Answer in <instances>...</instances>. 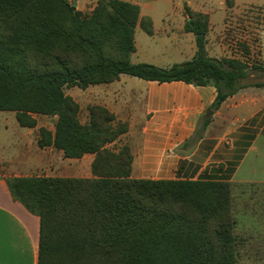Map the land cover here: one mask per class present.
I'll list each match as a JSON object with an SVG mask.
<instances>
[{
	"label": "trees",
	"instance_id": "obj_1",
	"mask_svg": "<svg viewBox=\"0 0 264 264\" xmlns=\"http://www.w3.org/2000/svg\"><path fill=\"white\" fill-rule=\"evenodd\" d=\"M185 12L196 53L159 68L130 62L137 25L153 33L137 5L98 0L83 14L68 0H0V112H13L26 128L37 126L36 116L55 118L53 131L39 128L38 147L68 159L94 155L91 178L5 180L11 198L39 219L37 264H237L231 184L132 179L129 148H109L127 124L114 126V115L99 105L82 122L65 93L127 75L212 86L210 109L217 110L243 87L249 68L237 58L208 57V16Z\"/></svg>",
	"mask_w": 264,
	"mask_h": 264
},
{
	"label": "crops",
	"instance_id": "obj_2",
	"mask_svg": "<svg viewBox=\"0 0 264 264\" xmlns=\"http://www.w3.org/2000/svg\"><path fill=\"white\" fill-rule=\"evenodd\" d=\"M97 1L74 2L86 14ZM122 1L137 5L140 20L148 18L152 23V35L137 25L130 62L159 68L190 61L196 53L194 35L184 30L188 20L185 7L208 16L205 49L208 57L218 60L228 58L222 56L220 43H212L218 36L216 26L222 28L228 10L253 4L264 11V3L256 0H230V7L226 0ZM241 86L217 110L210 109L217 96L212 86L136 77L126 80L124 75L84 90L69 88L66 95L79 105L82 122L88 119V107L99 105L114 115L116 123L127 124V131L111 145L129 148L132 179L228 183L233 196V190L239 188H264V86ZM40 127L38 122L35 128L21 127L13 112L0 119V264H37L39 243L38 217L11 198L5 178L31 177L25 174L48 167L57 174L45 177H92L94 155L68 159L52 147H38ZM11 133L16 134L15 142L8 138ZM13 143L20 148L14 156L7 149ZM5 168L10 171L3 175ZM238 197L231 204L234 233L242 235L237 237L241 250L242 244L248 247L254 239L252 234L264 232V194ZM250 215L253 220L249 221L246 217Z\"/></svg>",
	"mask_w": 264,
	"mask_h": 264
},
{
	"label": "rangeland",
	"instance_id": "obj_3",
	"mask_svg": "<svg viewBox=\"0 0 264 264\" xmlns=\"http://www.w3.org/2000/svg\"><path fill=\"white\" fill-rule=\"evenodd\" d=\"M75 0L68 1L69 3L74 2ZM257 2L264 3V0H256ZM228 7V4L226 3ZM89 14V13H86ZM221 24H218L216 27V32L218 36L213 37L212 43H220L222 47V56L228 58H237L245 62L249 68L248 75L245 79L240 80L242 84H255L261 83L264 85V11L258 5H250L242 7L240 9H229L224 20L222 28H219ZM219 28V29H218ZM154 44V42H153ZM124 79L131 80L134 77L124 75ZM67 90L65 91V93ZM12 112H0V119L5 118L6 115L11 114ZM4 116V117H2ZM84 115L80 116L82 121ZM38 125L45 128L54 127V119L46 117H37ZM116 126V121L112 123ZM9 140L15 142L16 134H9ZM122 146L120 145H109V148L112 150H119ZM8 153L12 151L14 154L20 150L19 145L13 143L12 146L7 147ZM7 153V154H8ZM12 156V157H13ZM52 168V167H50ZM49 167L46 170L37 171L36 173L27 172L25 175L28 176H44L46 174L54 175L57 174ZM10 169H2L1 173L3 175L9 174ZM12 171V170H11ZM13 178L7 177L5 180ZM239 194H264V188L256 189H237L233 190V196L231 193V203H237V198ZM257 203H261L258 202ZM263 203V201H262ZM232 208V204H231ZM249 221L253 220V217H246ZM247 234H245L246 236ZM236 236L242 237L240 234ZM254 237L251 241L247 243L248 247L245 244H242L243 247L241 250H238L237 264H264V232L261 231L259 234H252ZM238 246L241 247V244L238 243ZM237 246V247H238Z\"/></svg>",
	"mask_w": 264,
	"mask_h": 264
},
{
	"label": "water",
	"instance_id": "obj_4",
	"mask_svg": "<svg viewBox=\"0 0 264 264\" xmlns=\"http://www.w3.org/2000/svg\"><path fill=\"white\" fill-rule=\"evenodd\" d=\"M76 4H75V2L73 3V6H75Z\"/></svg>",
	"mask_w": 264,
	"mask_h": 264
}]
</instances>
